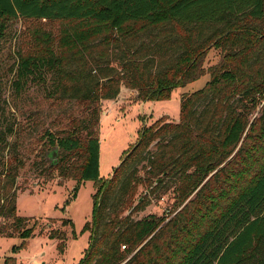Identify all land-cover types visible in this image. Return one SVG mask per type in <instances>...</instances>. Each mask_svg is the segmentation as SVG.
<instances>
[{"label":"trees","instance_id":"obj_1","mask_svg":"<svg viewBox=\"0 0 264 264\" xmlns=\"http://www.w3.org/2000/svg\"><path fill=\"white\" fill-rule=\"evenodd\" d=\"M19 18L59 26L55 36L33 34L42 52L18 55L17 89L36 79L49 99L82 107L45 130L55 155L41 159L61 179L94 181L82 229L89 247L77 264H264V0H0V41ZM212 48L220 61L205 67ZM205 74L201 88L181 95L176 122L143 127L115 173L100 177L102 100L121 86L163 100ZM22 129L0 121V237L21 239L12 252L34 237L30 218L16 213L24 164L10 138ZM167 189V214L132 217ZM47 238L63 248V230Z\"/></svg>","mask_w":264,"mask_h":264},{"label":"rangeland","instance_id":"obj_2","mask_svg":"<svg viewBox=\"0 0 264 264\" xmlns=\"http://www.w3.org/2000/svg\"><path fill=\"white\" fill-rule=\"evenodd\" d=\"M262 20L261 26L264 27ZM58 26L57 22L19 18L9 24L5 37L0 41V121L13 124L17 129L23 128L16 133V137L10 138L11 143L16 140V154L24 164L15 184L16 213L30 218L27 226L34 225V237L28 238L24 247L13 252L12 248L17 247L21 239L0 237V264L5 256L16 257L20 264H77L89 247L90 232L82 229L92 216L94 181L78 183L61 179L55 170L46 169L41 161L44 160L48 165L52 156L51 147L45 144V130L54 132L64 127L71 117L82 115V107L75 101L49 99L36 79L28 82L21 91L15 85L18 55L43 51L33 34L37 30H47L55 36ZM219 61V50L212 48L205 55L203 64L207 67ZM208 79L209 74H205L182 87H175L163 100H139L135 90L124 86H121L116 98L102 100L99 125L100 177L108 179L111 176L143 127L159 119L176 122L181 95L201 88ZM11 154H14L12 150ZM143 192L144 188L139 187L136 198ZM173 201L172 189L150 194L145 208L132 217L139 219L148 214H167ZM60 218L70 219L73 228L69 224L62 225ZM50 229L64 231L63 248L57 247L58 240L47 238Z\"/></svg>","mask_w":264,"mask_h":264},{"label":"water","instance_id":"obj_3","mask_svg":"<svg viewBox=\"0 0 264 264\" xmlns=\"http://www.w3.org/2000/svg\"><path fill=\"white\" fill-rule=\"evenodd\" d=\"M52 155L54 156L55 155V153L54 152H52ZM118 165H119V163L115 166V168L113 169V171H112V174L111 175H113L114 173H115V171L117 170V167H118Z\"/></svg>","mask_w":264,"mask_h":264}]
</instances>
